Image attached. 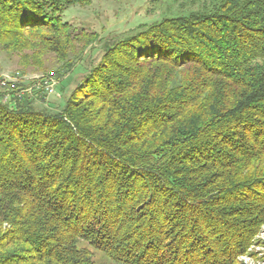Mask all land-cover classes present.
<instances>
[{
  "label": "trees",
  "instance_id": "16d2710c",
  "mask_svg": "<svg viewBox=\"0 0 264 264\" xmlns=\"http://www.w3.org/2000/svg\"><path fill=\"white\" fill-rule=\"evenodd\" d=\"M93 1L0 0V50L59 78ZM165 2L63 99L0 90V264H231L264 224V0Z\"/></svg>",
  "mask_w": 264,
  "mask_h": 264
},
{
  "label": "rangeland",
  "instance_id": "374dc122",
  "mask_svg": "<svg viewBox=\"0 0 264 264\" xmlns=\"http://www.w3.org/2000/svg\"><path fill=\"white\" fill-rule=\"evenodd\" d=\"M150 1L151 0H94L92 4L86 5L83 8L80 6L70 8L66 13L67 19L70 18L73 23L78 24L79 26L86 24L87 27L100 33V35L104 37V41L102 43L91 45L85 49L84 52H81V44L77 46L76 55L75 53L70 54L71 61L74 64L73 68H70L69 72L59 76V78H53L55 93L54 95L50 94V99H63L66 94L83 82L84 78L90 71L91 66L89 67V65L98 61V58L93 61L89 59V56L91 55L94 57L96 54L95 51H97L95 50L91 52V49L94 47L100 48L105 41L112 37L126 36V34L138 26L137 24L155 20L157 16L156 12L155 15L153 12H150L153 14L138 16L142 15L147 8L151 7ZM210 1L211 0H167L164 4H166V6L170 5L174 9V12L179 11L180 13H186L191 10H201ZM114 13H117V16L119 17L117 18ZM52 57L53 55L50 56L47 64L51 62ZM18 61L19 57L17 55L10 56L6 52L0 50V74L9 75V77H13V80L18 76V79H15V82L9 80V84L11 85H13L12 83L18 84L20 78L22 82L24 81L25 85L30 81H33L34 84L42 77L48 75L30 72L22 75ZM7 99L8 100H5L4 102L12 105L10 103L12 100L9 98ZM48 102L49 98L45 99L44 104ZM37 106L39 108H47L40 103H37ZM231 264H264V224L259 228L258 233L252 240V243L249 245L246 252L240 255L237 260Z\"/></svg>",
  "mask_w": 264,
  "mask_h": 264
},
{
  "label": "built area",
  "instance_id": "2783aa9c",
  "mask_svg": "<svg viewBox=\"0 0 264 264\" xmlns=\"http://www.w3.org/2000/svg\"><path fill=\"white\" fill-rule=\"evenodd\" d=\"M19 83V82H18ZM54 81H53V78H46L45 77V80H38L37 82V87H42L45 89V92H49V93H52L54 91ZM10 87H12V91H13V87H15V85H11ZM32 88V87H30ZM0 90H6L5 93H4V99L5 100H8L7 98H11V94L8 93L9 91V75H6V74H0ZM16 95L18 97H22L24 94H23V91H18L16 93Z\"/></svg>",
  "mask_w": 264,
  "mask_h": 264
},
{
  "label": "bare ground",
  "instance_id": "6f19581e",
  "mask_svg": "<svg viewBox=\"0 0 264 264\" xmlns=\"http://www.w3.org/2000/svg\"><path fill=\"white\" fill-rule=\"evenodd\" d=\"M16 75V74H15ZM10 76H12V75H10ZM15 79H18V76H17V78H15ZM13 80V77H9V80H11V81H16V80ZM40 80H45V77H42ZM13 85H16V83H12Z\"/></svg>",
  "mask_w": 264,
  "mask_h": 264
}]
</instances>
